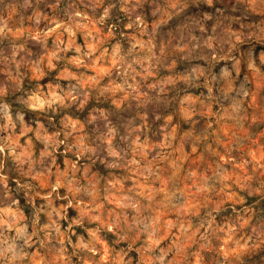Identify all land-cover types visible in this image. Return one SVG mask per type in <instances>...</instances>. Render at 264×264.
Segmentation results:
<instances>
[{"label":"clouds","instance_id":"obj_1","mask_svg":"<svg viewBox=\"0 0 264 264\" xmlns=\"http://www.w3.org/2000/svg\"><path fill=\"white\" fill-rule=\"evenodd\" d=\"M0 264H264V0H0Z\"/></svg>","mask_w":264,"mask_h":264}]
</instances>
